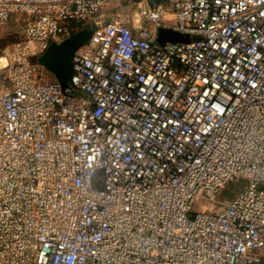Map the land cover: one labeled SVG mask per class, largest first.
Wrapping results in <instances>:
<instances>
[{
  "label": "built area",
  "instance_id": "1",
  "mask_svg": "<svg viewBox=\"0 0 264 264\" xmlns=\"http://www.w3.org/2000/svg\"><path fill=\"white\" fill-rule=\"evenodd\" d=\"M155 1L0 0V264H264V0ZM90 24L65 92L39 58Z\"/></svg>",
  "mask_w": 264,
  "mask_h": 264
},
{
  "label": "water",
  "instance_id": "2",
  "mask_svg": "<svg viewBox=\"0 0 264 264\" xmlns=\"http://www.w3.org/2000/svg\"><path fill=\"white\" fill-rule=\"evenodd\" d=\"M161 0H156V5ZM95 25L90 24L74 33L61 43H52L46 53L39 58V63L51 71L60 81L65 92L70 89V80L73 75V55L87 44L93 35ZM190 36L183 35L169 28H160L157 43L164 45L167 42H190Z\"/></svg>",
  "mask_w": 264,
  "mask_h": 264
},
{
  "label": "rangeland",
  "instance_id": "3",
  "mask_svg": "<svg viewBox=\"0 0 264 264\" xmlns=\"http://www.w3.org/2000/svg\"><path fill=\"white\" fill-rule=\"evenodd\" d=\"M136 8L131 5H117L112 2L107 5L101 12L100 20L109 21V20H119L125 21L129 17L135 14ZM145 26L147 28L153 27V24L149 21H145ZM21 33L20 25H15L10 23L8 26L0 29V44H9L12 41H15L19 38ZM86 45V44H85ZM249 182L247 180H231L225 188L218 194L217 201L223 203L232 202L240 193H242L248 186ZM222 207L221 204L211 203L205 199H201L195 203L193 206V212H196L199 209L206 208L207 210H212L217 212Z\"/></svg>",
  "mask_w": 264,
  "mask_h": 264
},
{
  "label": "trees",
  "instance_id": "4",
  "mask_svg": "<svg viewBox=\"0 0 264 264\" xmlns=\"http://www.w3.org/2000/svg\"><path fill=\"white\" fill-rule=\"evenodd\" d=\"M13 42V41H12Z\"/></svg>",
  "mask_w": 264,
  "mask_h": 264
}]
</instances>
